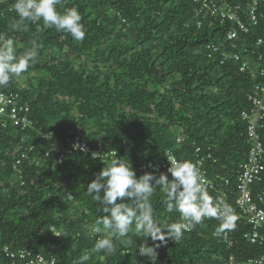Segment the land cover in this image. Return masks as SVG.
Returning <instances> with one entry per match:
<instances>
[{
	"label": "trees",
	"instance_id": "trees-1",
	"mask_svg": "<svg viewBox=\"0 0 264 264\" xmlns=\"http://www.w3.org/2000/svg\"><path fill=\"white\" fill-rule=\"evenodd\" d=\"M15 2L0 0V33L14 40L17 55L35 40L38 60L0 92H20L31 104L37 130L54 132L60 147L68 136L87 138L94 145L102 142L107 150L117 147L131 162L162 158L170 148L179 159H191L201 147L212 182V187L205 184L207 191L238 207L237 178L251 147L242 112L251 110L255 80L209 47L224 41L232 23L207 14L195 0H62L59 11L76 7L81 14L85 38L76 41L42 21L27 22V31H14ZM21 78L26 84L17 87ZM17 130L0 124V264L14 262L5 247L18 252L28 245L34 253L76 264L103 238L89 231L106 214L89 196L87 185L107 164L80 153L60 161L49 141ZM258 133L264 148V127ZM26 139L37 150L25 160L21 185L12 168L13 152L20 142L24 150ZM125 139L135 144L123 146ZM260 162L264 166V154ZM251 186L258 197L264 170ZM150 199L159 224L180 221L179 212L167 211L166 195L159 189ZM233 217L234 227L219 233L220 221L206 218L178 243L169 239L156 252L169 258L164 264H217L230 257L236 264H251L264 255V230L245 216ZM225 232L230 244L217 236ZM253 233L259 234L256 242ZM129 237L130 245L115 240L114 254L93 253L87 264H150L139 253L144 239L132 233Z\"/></svg>",
	"mask_w": 264,
	"mask_h": 264
},
{
	"label": "clouds",
	"instance_id": "clouds-1",
	"mask_svg": "<svg viewBox=\"0 0 264 264\" xmlns=\"http://www.w3.org/2000/svg\"><path fill=\"white\" fill-rule=\"evenodd\" d=\"M251 2L248 0L246 6ZM58 5H62V0H16L13 10L18 19L11 27L14 31H27V22L36 24L42 21L45 27H54L58 32L70 33L76 41H83L85 31L79 10L70 7L59 11ZM38 51L37 42L33 40L31 48L26 49L23 55H17L14 40L0 33V87L6 86L13 78L21 77L34 65L38 60ZM74 148L87 151L80 144L74 145ZM98 156L97 152L91 154L92 159ZM167 157L170 161L167 173L157 176L155 172H146L137 177L131 164L118 157L116 151L113 153L110 163L87 185L89 196L103 206L102 211L106 214L95 220L89 231L102 234L103 238L97 239L91 252L82 254L76 264H87L96 252L114 254L117 250L115 240L130 245V233L144 239L139 253L148 256L155 264L157 248L166 245L169 239L178 243L185 232L191 231L206 218L220 221L218 233L234 227L233 209L219 197L213 198L209 194L196 165L188 160ZM169 173L172 179H169ZM156 189L166 195L167 211L179 212L180 221L164 226L155 220L150 198ZM118 198L120 202H117ZM149 238L156 242L154 246L148 244Z\"/></svg>",
	"mask_w": 264,
	"mask_h": 264
},
{
	"label": "built area",
	"instance_id": "built-area-1",
	"mask_svg": "<svg viewBox=\"0 0 264 264\" xmlns=\"http://www.w3.org/2000/svg\"><path fill=\"white\" fill-rule=\"evenodd\" d=\"M201 5V9L210 12L216 17H220L234 27L225 37L224 41L217 44H211L209 47L214 48L215 51L220 52L225 60L232 61L240 67V71L249 75L255 81L253 88L249 94V101L251 103L250 111L242 112L243 121H248V137L250 147V155L247 161L242 163V170L237 178L239 197L237 199L236 209H233V216H245L248 222L259 226L264 230V188L262 192L255 197L252 192V183L258 178L260 172L264 170V166L260 159L264 154L263 143L260 140L259 128L264 127V0H252L246 6L235 5L230 0H195ZM209 56H212L210 54ZM26 83L21 78L17 87L25 85ZM0 124L7 128L13 126L20 131H32L36 135H40L42 140L51 143L52 151L59 154V160L62 161L67 155L80 153L91 157L92 152H97L99 155L96 159L103 164L110 163L113 158V153L116 151L117 156L123 159L126 163L131 164L137 175L141 176L146 172H155L160 174L168 170L170 161L167 157L183 161L178 158L174 149H167L162 158L152 159L148 162H131L123 157L119 148H112L107 150L102 142L93 144L91 140L81 136H68L63 139V146H58L59 138L54 137V132H41L37 130L36 122L32 117L31 104L25 101L20 92L5 93L0 92ZM48 136V137H47ZM29 136H27L28 139ZM26 139V140H27ZM23 140V143L26 142ZM182 138L178 141L181 142ZM20 144L14 149L12 168L16 179L20 181L21 185L25 184L26 171L24 168L25 160L30 158V154L37 150L35 144L27 140V147L22 150ZM80 144L84 146L87 151L74 148V145ZM134 145L133 140H123L122 145ZM201 147L196 149L194 158L186 159L191 161L200 170L204 182L207 186L212 187V182L207 177V169L205 168L206 159L201 155ZM167 154V155H166ZM48 155V153H47ZM92 158V157H91ZM74 197L72 196L71 199ZM257 199V201H255ZM238 209V211H237ZM59 235V232H57ZM93 234V233H92ZM229 233L225 232L217 234V236H224L226 243H231L229 240ZM96 235V234H95ZM250 233L247 235L249 236ZM100 238V237H99ZM98 238V239H99ZM259 238L258 233L252 234V239L256 242ZM262 245H264V237H262ZM4 252L9 258L14 259L12 264H72L60 263L55 256H48L42 253H34L31 246L20 249L18 252H12L10 248L5 247ZM167 258H161L160 253L157 252V259L155 264H164L168 261ZM150 264H153L151 261ZM217 264H236L234 257L226 259L222 263ZM251 264H264V255L251 261Z\"/></svg>",
	"mask_w": 264,
	"mask_h": 264
},
{
	"label": "rangeland",
	"instance_id": "rangeland-1",
	"mask_svg": "<svg viewBox=\"0 0 264 264\" xmlns=\"http://www.w3.org/2000/svg\"><path fill=\"white\" fill-rule=\"evenodd\" d=\"M79 84H80V85H82V82H81V81H79Z\"/></svg>",
	"mask_w": 264,
	"mask_h": 264
}]
</instances>
